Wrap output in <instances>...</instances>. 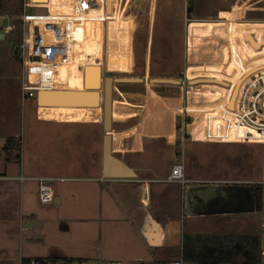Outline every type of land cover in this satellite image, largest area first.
Segmentation results:
<instances>
[{
  "label": "rangeland",
  "instance_id": "rangeland-1",
  "mask_svg": "<svg viewBox=\"0 0 264 264\" xmlns=\"http://www.w3.org/2000/svg\"><path fill=\"white\" fill-rule=\"evenodd\" d=\"M25 2L29 3L27 0H0V15L10 17V20L0 22V27L13 25L4 38L0 39V168L6 164V160H9L11 169L18 173L21 168L19 175L23 177H43L50 175L49 173L56 178L65 177L60 182L56 180L49 184L55 192L61 194L69 191L94 193V188L89 189L90 184L72 179L75 176H86V173L82 174L77 168H73L72 171L71 165L82 164L83 161L93 171L98 170V165L104 166L103 173L106 178L130 181L126 188L132 185H154L156 191L174 189L167 187L174 184L167 183L166 177L171 165L179 161L184 166L185 180L207 182L205 185L189 184L190 187H196L201 194L195 201L197 209L194 208V211H201L206 214L205 216L179 218L180 197L164 196L165 192L164 194L160 192V195L155 196L156 205L159 203L161 206L159 210L164 217L174 221L175 232L173 228V232L168 234L169 230L166 228L162 231V243L159 242L160 234L158 242L155 243L150 237L156 230L155 222H148L145 218L142 236L135 235L126 220L117 222L122 227L116 240L121 239L123 243H108L107 254L102 255L103 261L90 260L88 264H149L153 258L164 264L168 260L176 259L179 254L180 231L185 234L196 231L222 237L246 235L258 238L257 211L242 213L244 215L240 212L242 208L251 210L258 198L257 193L250 194L249 188L260 177L261 147L248 143L220 144L190 141L186 134L187 129L182 128L181 121L176 116L179 98L176 95L178 87L175 84H177L176 79L179 78L178 73L185 65V56L189 65H197L201 58H211L216 53L217 38L212 34H203V29L211 28L212 25L196 21L216 22L221 11H229L234 6L244 8L245 13L259 17L262 21L264 0H125V6L121 10L123 0L119 12L130 20L127 29L129 54L127 62L125 59L119 66L120 69L125 70L128 64L127 72L107 70L106 58L110 62L107 66L110 64L115 66L116 57L113 54L114 40L111 41V37L107 35L109 41L106 45L103 26L101 55L99 56L97 50L95 51L97 54L89 57L90 61L100 69L98 89L56 90L43 97L40 103L25 99L21 104L20 67L15 51L21 35L20 21L17 17ZM110 3L111 0H107L109 19L112 17ZM28 12L43 14L44 10L30 9ZM245 19L248 20L246 17ZM255 20L257 19H253ZM186 23L189 27L187 33ZM192 25L198 28L196 32L190 28ZM253 25L255 24L247 23L243 26L227 21L214 25L218 30L215 34L232 29L242 36L249 30L257 31L256 26ZM115 27L113 24V33ZM123 30L126 31V28L124 27ZM260 35L264 37V32H260ZM245 38L252 47H257L248 35H245ZM76 69L77 75H84L80 66H76ZM91 69L92 73L86 72V77L88 82L94 85L98 82L97 70ZM209 69L212 70V67L210 66ZM199 70L198 67L192 69L196 73ZM120 78H138L142 82H118ZM152 79L175 81L155 83L150 82ZM196 87L209 100L221 96V89L204 85ZM118 92L121 95H118ZM234 94L235 92L231 96L229 108ZM121 100H125L130 105L120 106L114 103ZM55 110L59 113L53 120ZM83 110L87 113L86 119L82 118L81 122L76 123L65 122L70 113ZM116 112L121 114L128 112L126 116H130L131 119L115 122L110 115ZM47 116L45 120L41 118ZM142 117L147 119L146 128L155 131L158 137H139L140 151L130 154V149H135L134 138L141 133V126L137 127L131 136L120 138L118 141L111 140L112 133L137 126ZM94 119L96 121H93ZM169 120H172L173 126V136L170 138L161 136L163 129V133L168 135L166 123ZM170 128L172 127L168 128L169 133H172ZM198 139L195 138L196 141ZM7 142L12 143L13 146L3 149ZM217 182H224L225 185L215 184ZM25 184L27 189L32 191V195L34 194L36 204L37 184L35 182H25ZM178 186L182 187L180 184ZM89 201L93 203L92 200ZM106 203L111 215L106 214L104 217L106 221L103 224L110 229L115 227V224L118 225L116 221H111L118 216V209L112 198L108 197ZM73 204V201H69L68 206L73 207ZM147 207L149 212L154 211L152 205L149 204ZM35 212L41 216L47 215L42 209H36ZM213 212L219 215L210 216ZM221 212L226 214L223 215ZM106 258L119 261L104 260Z\"/></svg>",
  "mask_w": 264,
  "mask_h": 264
},
{
  "label": "crops",
  "instance_id": "crops-1",
  "mask_svg": "<svg viewBox=\"0 0 264 264\" xmlns=\"http://www.w3.org/2000/svg\"><path fill=\"white\" fill-rule=\"evenodd\" d=\"M30 2V0H27ZM71 0H32L31 6L35 7H48L50 12L53 9L61 13H65L69 9V2ZM39 3V4H36ZM24 4H27L26 2ZM106 22H105V37L106 45L111 37V41L114 40L115 50L113 54L116 57V65H109V61L106 58L107 70L115 71L119 73L127 72L126 69H120V62H123L129 54L127 47L129 46V37L127 29L130 26V20L125 17L121 12L110 13L111 19L108 18L107 0H106ZM245 9L239 6H234L229 11H221L218 15L216 22H200L197 23H210L211 28L205 27L203 29L204 35H215L216 27L219 23H225L231 21L238 25H247V23H236L238 17H242ZM189 23V22H188ZM193 23V21H191ZM113 24L115 27V33H113ZM84 40L80 44L79 48V62L82 68V73L84 74V68L86 72L92 73L91 68H98L93 64L89 57H91L98 50L99 56L101 55L102 49V24L98 18H88L82 24ZM256 26V25H253ZM126 28V31L123 28ZM188 31L189 27L187 26ZM194 32L198 29L192 25ZM245 29V27H242ZM246 30V29H245ZM82 31V28H81ZM124 31V32H123ZM222 32L224 37H227L231 30L219 31ZM113 33V34H112ZM217 33V32H216ZM2 39L4 35L2 32ZM115 35V36H112ZM107 47V46H106ZM113 54L111 56H113ZM105 55L107 57V52L105 49ZM86 57V58H85ZM112 66V67H111ZM76 66H62L58 70V80L61 84L58 85V90L64 91H78L84 90L85 88L96 89L98 83H90L86 77V85H84V75H77L75 72ZM99 79V78H98ZM123 79H127L126 81ZM131 80V81H129ZM156 80H163L166 82L167 79H152L150 82H156ZM169 80V79H168ZM117 81L134 83L138 82V78H120ZM175 80L169 81L170 83ZM159 82V81H157ZM94 87V88H93ZM118 95L121 93L118 92ZM120 106H129L130 104L125 100L114 102ZM62 110V109H61ZM117 111L119 109H116ZM63 111V110H62ZM59 112L55 110L53 113V120L58 117ZM128 112L121 114L116 112L111 114V119L115 122H125L130 118L126 116ZM87 113L83 111H75V113H70L65 122L76 123L81 122L80 119H86ZM44 120L47 117H41ZM134 118V117H132ZM146 117H142L138 125L135 127H130L122 131H113V137L111 140L118 141L120 138H127L134 134L137 127L141 126V133L138 137L134 138L135 149H130V154H136L140 151L138 149V143L140 141L139 137H158L156 132L148 130L146 128ZM87 121V120H82ZM93 121H96L95 119ZM168 125V126H167ZM168 135L163 133L161 136L170 138L173 136V126L172 120L166 123ZM169 127H172V133H169ZM166 130V128H165ZM146 132V133H144ZM126 134V135H125ZM89 161V159L87 160ZM86 161V162H87ZM6 164L1 166L0 170V264H17L19 258H29V257H49V258H63L81 261H103L102 255L107 254V244L108 243H123L121 239L116 240L119 236V231L122 227L121 221L126 220L130 225L131 229L135 232V235L142 236L145 229V218L148 222H155L156 230L151 233L150 237L155 243L158 242L159 234L162 240V234L166 228L169 232H175L174 221L164 217L163 213L159 210L161 207L158 203L156 205L155 196L164 194V196H179L180 197V214L179 218H200L206 214L201 211H194L196 208L195 201L199 197L200 192L196 187H190L189 184L179 187L177 184L173 186L169 185L167 187H174L171 190H157L153 188L154 185H132L130 188H126L130 181L116 180L104 177V166L98 165V170H91V167L83 161L82 164L71 165L73 168H77L82 174L86 173V176H75L72 179L76 181H83L86 184H90L89 189L92 192H72L67 193L55 192V189L51 186L54 199L53 203L49 206H42L38 204L36 197V204L34 203V194L27 189L25 182H35L33 180H25L20 182L18 180L19 173H15L11 169V162L9 160L5 161ZM78 163V162H76ZM97 168V167H96ZM95 168V169H96ZM75 172V171H74ZM49 173V172H48ZM103 173V174H102ZM50 175L43 176V178L55 179L51 182L58 180L59 182L65 177ZM23 177V176H22ZM25 178H39L33 176H24ZM61 179V180H59ZM189 181V180H188ZM36 183V182H35ZM191 183V182H190ZM207 182L200 183L198 185H205ZM217 185H225V183L217 182ZM94 186V187H93ZM37 189V185H36ZM250 194L252 195L251 188H249ZM169 191V192H168ZM162 192V193H160ZM160 193V194H159ZM108 197L112 198L118 209V216H116L111 221H116L118 224L113 228L107 229L106 225L103 224L106 219L104 218L106 214L111 215L107 208ZM89 200H92L93 203ZM64 201V202H63ZM69 201H73V207H69ZM63 204V205H62ZM152 205L154 211L149 212V207L147 205ZM67 205V206H66ZM68 207V209H67ZM147 207V208H146ZM69 208L71 210L69 211ZM36 209H42L47 213V215H38L35 211ZM67 209V210H66ZM161 209V208H160ZM240 214L249 212L247 208H242ZM226 212H221L224 215ZM242 214V215H244ZM219 215L217 212H213L210 216ZM153 216V217H152ZM45 217V218H44ZM180 228V227H179ZM111 234V235H109ZM117 234V235H116ZM121 234V233H120ZM255 240L258 247V238L255 236H230L222 237L217 234H208L192 231L190 234H185L180 231L178 242L180 243V251L177 258L189 259L191 261L201 259L202 251L201 249L205 247L215 248V247H230L233 244L247 243L248 240ZM177 240V239H176ZM152 242V240H151ZM150 243V241H149ZM162 243V242H161ZM177 243V242H176ZM257 251V250H256ZM107 261H119L113 260L111 258H106Z\"/></svg>",
  "mask_w": 264,
  "mask_h": 264
},
{
  "label": "built area",
  "instance_id": "built-area-1",
  "mask_svg": "<svg viewBox=\"0 0 264 264\" xmlns=\"http://www.w3.org/2000/svg\"><path fill=\"white\" fill-rule=\"evenodd\" d=\"M122 1L111 0L110 13L119 12ZM31 4L32 2L24 4L17 17L21 35L15 52L20 67L21 104L25 99L40 103L43 97L58 90V85L61 84L57 78L59 68L80 65L78 47L85 39L82 24L88 18H98L105 30L107 16L106 0H71L65 13L56 9L50 12L48 7H33ZM124 6L125 0L121 10ZM30 9H42L44 13L31 14L28 12ZM3 20H10V17L0 15V22ZM235 21L254 23L257 31L249 30L242 36L232 29L227 37L222 32L215 34L216 53L211 58H201L197 65H189L185 56V65L178 73L179 78L175 84L179 98L176 116L179 117L182 128L187 129L186 134L192 142L248 143L261 147L260 177L250 187L251 192L258 195L251 209L259 214L258 247L255 259L243 264H264V37L260 35V32H264V20H246L244 11L242 17ZM12 28L13 25H5L0 27V31L6 34ZM245 35L257 44L256 48L251 46ZM187 41L186 36V55ZM210 66L212 70L209 69ZM196 67L200 69L198 73L192 71ZM200 85L221 89V96L209 100L197 89L196 86ZM233 92L235 94L229 108ZM195 138L199 139L196 141ZM18 180L36 182L38 204L49 206L53 203L54 194L49 182L55 179L25 178L19 175ZM166 182L181 186L204 183L185 180L181 161L171 165ZM17 264H88V261L29 257L19 258ZM165 264L195 263L176 258Z\"/></svg>",
  "mask_w": 264,
  "mask_h": 264
},
{
  "label": "trees",
  "instance_id": "trees-1",
  "mask_svg": "<svg viewBox=\"0 0 264 264\" xmlns=\"http://www.w3.org/2000/svg\"><path fill=\"white\" fill-rule=\"evenodd\" d=\"M245 17L248 20L259 19V17H252L249 13H245ZM177 144V143H175ZM12 143H5L3 149L7 147H12ZM257 243L255 240H248L247 243L242 244H233L230 247H205L201 249L202 256L201 259L191 261L189 259H184L186 261L195 263V264H243L247 261L254 260L256 257ZM148 264V263H146ZM149 264H163L162 261H159L155 258ZM165 264V263H164Z\"/></svg>",
  "mask_w": 264,
  "mask_h": 264
},
{
  "label": "water",
  "instance_id": "water-1",
  "mask_svg": "<svg viewBox=\"0 0 264 264\" xmlns=\"http://www.w3.org/2000/svg\"><path fill=\"white\" fill-rule=\"evenodd\" d=\"M32 0H30V2H31ZM0 39H2V35L0 34ZM86 69L87 68H84V80H83V82H84V85H86ZM96 70H97V79L99 80V83H100V69L99 68H96ZM157 81H159V82H157ZM169 81H171V80H166V83H170ZM119 82V81H118ZM121 82V81H120ZM140 82H142V80H139L138 81V83H140ZM99 83H98V87L96 88V89H98L99 88ZM124 83H127V82H124ZM155 83H165V82H163V80H156V82ZM87 89H92V88H87Z\"/></svg>",
  "mask_w": 264,
  "mask_h": 264
}]
</instances>
